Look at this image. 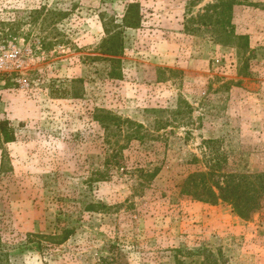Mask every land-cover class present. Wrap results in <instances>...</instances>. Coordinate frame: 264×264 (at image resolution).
<instances>
[{
    "label": "rangeland",
    "instance_id": "374dc122",
    "mask_svg": "<svg viewBox=\"0 0 264 264\" xmlns=\"http://www.w3.org/2000/svg\"><path fill=\"white\" fill-rule=\"evenodd\" d=\"M218 1L0 0V119L16 135L0 139L9 264H264V197L244 219L182 192L215 163L264 172V0H233L216 36L204 21ZM130 2L143 20L124 31V77L111 79L98 47ZM97 108L143 123L148 141L108 167ZM147 109L171 124L153 131ZM89 199L109 207L83 212ZM64 212L79 225L60 245Z\"/></svg>",
    "mask_w": 264,
    "mask_h": 264
},
{
    "label": "trees",
    "instance_id": "16d2710c",
    "mask_svg": "<svg viewBox=\"0 0 264 264\" xmlns=\"http://www.w3.org/2000/svg\"><path fill=\"white\" fill-rule=\"evenodd\" d=\"M202 2L203 0H199ZM233 0H219L216 3L209 4L208 9L214 8L213 14H208L204 24H210L214 28V34L221 35L230 25L232 17ZM139 2H130L126 11L118 21L115 17L108 22H103L105 27V36L98 47L103 55L97 56V59H104L110 65L108 76L111 79H122L124 73L121 58L125 52L124 31L130 28H139L142 24L143 13ZM207 9V10H208ZM236 39L242 40L245 36L236 35ZM247 39L245 44H247ZM79 97L78 93H74ZM186 105L187 113L191 110L188 101H183ZM148 113L156 114L153 118L151 127L153 131H159L167 128L171 122L158 118L157 116L164 110L147 109ZM159 113V114H158ZM173 113L180 114L179 109ZM93 120L96 121L103 130V140L107 148L112 150V154L105 160L108 167L113 163H119V157L123 158L125 149L130 148L135 142L145 144L147 137L151 135L152 130L147 129L143 123L132 118L123 117L111 110L97 108L93 113ZM0 139L3 143L12 142L16 139L15 130L12 128L9 120L0 119ZM216 164V163H215ZM210 165L206 171H196L190 173L185 179L182 192L198 200L211 203L218 201L226 202L233 207L234 211L242 218L249 219L260 207L261 200L264 197V172H223L218 165ZM160 168H155L149 176L157 175ZM83 212H103L109 206L103 202L93 199L84 202ZM68 218L60 223V233L53 238L57 244H64L75 234L79 220H73V214L64 212ZM61 222V220H60ZM46 238V235H40ZM57 237V238H56ZM9 252L0 249V264H9Z\"/></svg>",
    "mask_w": 264,
    "mask_h": 264
}]
</instances>
